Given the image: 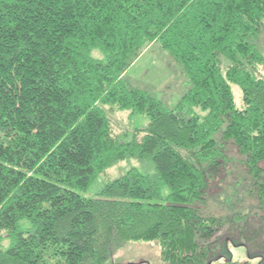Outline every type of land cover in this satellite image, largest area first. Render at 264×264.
I'll return each instance as SVG.
<instances>
[{"label":"trees","instance_id":"16d2710c","mask_svg":"<svg viewBox=\"0 0 264 264\" xmlns=\"http://www.w3.org/2000/svg\"><path fill=\"white\" fill-rule=\"evenodd\" d=\"M263 27L264 0H0V264H109L129 240L217 264L224 219L201 204L227 143L264 209ZM153 43L185 75L174 105L127 78ZM116 111L149 122L117 132ZM126 159L154 170L79 191Z\"/></svg>","mask_w":264,"mask_h":264},{"label":"rangeland","instance_id":"374dc122","mask_svg":"<svg viewBox=\"0 0 264 264\" xmlns=\"http://www.w3.org/2000/svg\"><path fill=\"white\" fill-rule=\"evenodd\" d=\"M255 42L264 54V27ZM94 53L98 54V51L94 50ZM259 70L264 72L262 66ZM126 74L133 85L157 94L170 105H174L187 89L181 67L157 43L143 51ZM232 87L236 103L240 106L241 88L235 84ZM109 115L117 132L131 129L134 125L145 126L149 122L148 117L143 115L130 119L128 111L109 112ZM227 149L229 163L211 183L206 201L201 204V210L205 214L224 219L209 240L220 244V249L214 254L220 258L217 264H221L226 258L264 264V209L259 206V201L253 194L254 181L250 179L244 157L231 143H227ZM131 168L140 172H152L154 165L138 159L120 161L102 173L87 190L79 191L86 196H93L103 182L114 179ZM1 241L4 246L9 244L7 239L3 238ZM108 263L163 264L161 246L156 240L125 241L112 248Z\"/></svg>","mask_w":264,"mask_h":264}]
</instances>
